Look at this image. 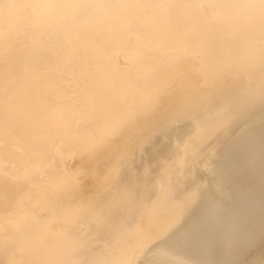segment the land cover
<instances>
[{
    "label": "bare ground",
    "instance_id": "obj_1",
    "mask_svg": "<svg viewBox=\"0 0 264 264\" xmlns=\"http://www.w3.org/2000/svg\"><path fill=\"white\" fill-rule=\"evenodd\" d=\"M0 264H264V0H0Z\"/></svg>",
    "mask_w": 264,
    "mask_h": 264
}]
</instances>
